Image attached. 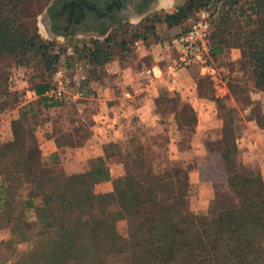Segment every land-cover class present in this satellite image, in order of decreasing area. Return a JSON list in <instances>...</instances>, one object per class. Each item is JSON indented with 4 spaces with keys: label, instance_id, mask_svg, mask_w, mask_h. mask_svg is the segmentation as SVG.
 <instances>
[{
    "label": "trees",
    "instance_id": "trees-1",
    "mask_svg": "<svg viewBox=\"0 0 264 264\" xmlns=\"http://www.w3.org/2000/svg\"><path fill=\"white\" fill-rule=\"evenodd\" d=\"M46 2L0 0V58L10 57L17 66L35 58L46 80L32 86V100L51 108L62 104H47L42 94L51 86L49 78L64 49L43 41L37 33V10ZM201 9L213 14L211 60L226 46L244 49V67L252 76L253 89L264 93V0L246 4L239 0H191L153 20L169 30L181 28ZM149 40L159 41L153 24L133 32L127 40L109 35L73 46L72 59H85L90 66L82 89L88 90L90 80L114 56L129 55L135 43ZM68 63L71 59L65 58L63 69L71 68ZM3 97L0 91V114ZM31 110L28 106L12 112L8 135L0 137V230L9 228L11 235L0 243V264H106L101 250L127 251L131 264H264V190L257 173L251 170L239 175L230 166L236 149L232 139L227 145L230 129L226 124L219 156L227 185L239 202L206 218L189 211V187L173 183L167 175L153 176L148 166L141 167L139 180L130 174L126 163L106 153L88 158L83 171L63 177L46 175L49 167L43 166L56 164V154L41 161L38 154L35 163H26L20 154L25 151L24 123ZM48 137L57 148L65 143L56 127ZM109 184L111 191L106 190ZM110 202L115 214L107 209ZM15 203L17 209L12 213ZM116 214L131 221L126 241L106 229ZM139 215L141 221L136 220ZM23 245L30 249L24 251Z\"/></svg>",
    "mask_w": 264,
    "mask_h": 264
},
{
    "label": "rangeland",
    "instance_id": "rangeland-1",
    "mask_svg": "<svg viewBox=\"0 0 264 264\" xmlns=\"http://www.w3.org/2000/svg\"><path fill=\"white\" fill-rule=\"evenodd\" d=\"M49 1L41 4L37 10L36 28L39 37L43 41L53 43L63 49L66 46L73 47L89 43V41H81L76 37L49 39L42 22V13ZM190 1L166 0L159 6V0H156L154 11L141 19V22L138 23L137 20L130 19L128 24L114 30L110 35L118 41L120 39L127 40L133 32L141 31L143 27L153 24L154 32L158 39H161L160 42L166 41L169 39L172 29L165 28L163 24L157 23L153 19L162 17L166 13H172ZM239 1L244 4L249 2V0ZM166 2H170V6L165 7ZM240 25L236 24V27ZM150 43L153 42L146 41L143 46L146 47ZM135 45L133 48L141 47L139 43ZM65 58L71 59V63L68 64L72 66L75 59H72V56L61 55L55 70L63 69ZM134 58L136 59V56ZM245 59L244 49L224 47L222 52L211 60L214 69L212 74L199 75L195 69L189 71L192 84L188 89L192 91L194 97L192 103L196 109H193L183 96L160 97L154 108L150 110V122L132 121L124 130L122 138L106 144L103 152L115 156L117 161L126 163L130 174L139 180L141 179V169L148 166L153 176L167 175L173 183L177 181L181 186L189 187V211L197 216L211 218L220 211L233 208L239 202L227 185V172L219 157V150L224 147L222 126L226 124V127L228 126L230 129L227 145L232 144L233 140L236 149V155L232 156L230 166H234L233 171L239 175L246 174L251 170L257 173L264 190V93L253 89L252 76L244 67ZM54 71L51 73L49 82H52ZM45 80V73L35 58L30 59L23 66H17L10 57L0 58V91L5 96L1 100L3 110L0 114V137L8 135V116L16 109H27L29 106V109L32 110L27 114L24 123L26 130L23 139L25 151L20 154L29 164L35 163L39 154L35 137V134L39 135L37 132L40 130L39 126L45 121L57 123L61 121L59 120L61 112L45 110L52 107L43 108L38 100H30L31 102L28 101L24 104L19 99L20 95L32 90L33 85ZM200 97L216 102L212 101L209 105L210 109H203V106L200 108L196 104L198 103L197 98ZM65 104H68L65 106L66 109H71L69 113L71 114L70 125L72 123L74 127H76L73 124L76 116L73 109H77L76 105L83 104L85 105L83 109H91L84 100H75ZM182 116L186 117L189 122H187L188 126L184 125ZM87 119L86 115V119L82 122L88 123ZM68 128V131L64 133L71 137L73 130L71 126ZM63 136L66 140L67 136L64 134ZM73 138L76 137L73 136ZM237 164H240L241 167ZM45 170L48 172L46 175L50 177L68 176L60 167L52 166ZM189 171L197 173V177L206 187L199 190V187L188 184L186 175ZM110 189L109 184L106 190ZM195 201L202 202L204 207L196 210L193 207ZM16 209L17 203L12 206L11 212L14 213ZM107 209L113 214L116 212L112 202ZM116 216L117 218L112 216L114 219L107 223L106 229L126 241L131 221L125 215L121 217L116 214ZM136 220L141 221V215ZM22 249L27 251L30 248L26 245ZM101 252L106 254V264H131L127 251L104 252L101 250Z\"/></svg>",
    "mask_w": 264,
    "mask_h": 264
},
{
    "label": "crops",
    "instance_id": "crops-1",
    "mask_svg": "<svg viewBox=\"0 0 264 264\" xmlns=\"http://www.w3.org/2000/svg\"><path fill=\"white\" fill-rule=\"evenodd\" d=\"M168 6H170V2L165 7ZM158 42L150 43L146 47L137 42L141 44V47H134L133 52L129 55L114 56L94 75L89 82L88 90H83L84 98L80 99V101L84 100L91 109H83L85 107L83 104L81 106L78 104L76 105L77 109H73L76 116H74L76 121L74 120L73 124L76 127L72 123L70 125L71 114L69 113L71 109L65 108L68 104L45 109L46 111L61 112L62 115L59 123L45 121L39 126L40 130L37 131L39 135L35 134L40 161L56 154V164H44L43 166L60 167L66 175L83 171L85 161L88 158L103 155L104 146L122 138L124 130L132 121L150 122V110L154 108L155 101L160 97L183 96L185 101L190 103L193 109H196L192 103L194 99L192 91L188 89L192 84V78L189 75L190 69L182 73L181 78L177 81L175 91H172L165 82L159 80L153 81L144 93L137 90V86L141 82V71L144 68L151 66L161 68L164 64L167 54L160 49ZM197 101L196 104L200 108L203 106V109H210L209 105L212 102L203 98H197ZM86 115L88 123L82 122L86 119ZM70 126L73 130L71 137L64 133ZM53 127L67 136L64 145L59 148L48 137ZM73 136L76 138L74 139ZM186 180L188 184L199 187V190L206 187L197 177V173L193 171L187 173ZM199 202L195 201L193 205L195 209L200 210L204 207L203 203ZM10 238L9 228L0 230V243H5Z\"/></svg>",
    "mask_w": 264,
    "mask_h": 264
},
{
    "label": "built area",
    "instance_id": "built-area-1",
    "mask_svg": "<svg viewBox=\"0 0 264 264\" xmlns=\"http://www.w3.org/2000/svg\"><path fill=\"white\" fill-rule=\"evenodd\" d=\"M213 14L209 9L196 11L181 28L172 29L168 40L158 42L167 56L163 66L146 67L141 71V82L137 90L144 93L155 80L163 81L172 91L177 89V81L184 71L196 69L200 75H210L211 48L209 36L212 29ZM64 55L73 57V47L66 46ZM89 63L85 59L73 62L70 69H56L51 86L44 90L42 97L47 104H65L84 98L82 85L87 81ZM35 98L33 90L26 91L19 99L26 102Z\"/></svg>",
    "mask_w": 264,
    "mask_h": 264
},
{
    "label": "flooded vegetation",
    "instance_id": "flooded-vegetation-1",
    "mask_svg": "<svg viewBox=\"0 0 264 264\" xmlns=\"http://www.w3.org/2000/svg\"><path fill=\"white\" fill-rule=\"evenodd\" d=\"M155 2L50 0L42 13V22L51 40L76 37L81 41H101L114 30L128 24L130 19L141 22V19L152 13L149 10Z\"/></svg>",
    "mask_w": 264,
    "mask_h": 264
},
{
    "label": "water",
    "instance_id": "water-1",
    "mask_svg": "<svg viewBox=\"0 0 264 264\" xmlns=\"http://www.w3.org/2000/svg\"><path fill=\"white\" fill-rule=\"evenodd\" d=\"M155 7H156V4H153L152 7L150 8L149 12H153ZM145 15H146V13H145Z\"/></svg>",
    "mask_w": 264,
    "mask_h": 264
},
{
    "label": "bare ground",
    "instance_id": "bare-ground-1",
    "mask_svg": "<svg viewBox=\"0 0 264 264\" xmlns=\"http://www.w3.org/2000/svg\"><path fill=\"white\" fill-rule=\"evenodd\" d=\"M163 2H165V0H160L159 1V6H161V4H163Z\"/></svg>",
    "mask_w": 264,
    "mask_h": 264
}]
</instances>
